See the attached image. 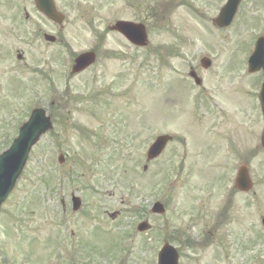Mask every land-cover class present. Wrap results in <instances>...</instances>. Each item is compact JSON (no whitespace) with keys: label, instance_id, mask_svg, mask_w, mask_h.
Here are the masks:
<instances>
[{"label":"rangeland","instance_id":"374dc122","mask_svg":"<svg viewBox=\"0 0 264 264\" xmlns=\"http://www.w3.org/2000/svg\"><path fill=\"white\" fill-rule=\"evenodd\" d=\"M55 2L66 15L64 30L59 35L58 27L36 11L33 0H0V48L7 51L11 46L23 53L20 63L10 57L0 59V128H5L0 129V135L2 138L8 135L7 127L13 132L17 128V118H13V126L8 122V101L13 100L12 93H15L10 91L13 82L9 73L13 77L17 74L14 70L20 71L26 84V87L19 86L18 99L21 98L28 109L19 108L22 119L28 118L29 109L43 106L53 120L51 128L32 148L14 196L2 207L0 264H76L79 258L70 256L72 249L77 252L75 256L81 258L80 264H112L117 254L115 243L122 239V231L128 230L132 222L142 216V209L147 208L155 196H160L168 205L169 211L164 215L174 217L171 230L179 226L187 233L189 230L191 240L200 239L205 227L213 228V197L204 204L206 217L189 222L193 208L191 200L183 197L185 188L180 183V175L179 182L169 190L170 196L158 193L159 185L167 171L174 170L173 163L179 167L194 163L188 186L205 191L214 181L221 184L224 170L233 168L236 156L230 161L221 146L213 147V142H222L225 147L223 140L201 136L198 122L188 124L180 107L186 97V115L200 119L208 130L213 125V84L219 78L216 72L231 57L243 59L247 47L252 49L256 37L264 34V0H244L236 21L225 30L212 24V18L225 0H135L133 10L124 0ZM17 3H23L29 11L26 22L18 15ZM194 10L200 11L197 14ZM123 17L140 21L147 17L148 47L127 51L119 36L105 34V25ZM45 32L58 35L57 43L45 41ZM100 36L102 41L98 40ZM92 46H101L96 66L66 85L61 79L65 67L62 57L72 58ZM112 50H120L122 54L107 56ZM205 55L212 61L216 57L215 67L213 69L212 63L208 71L201 69L205 83L204 89L198 91L188 73L190 66L199 67V59ZM10 68L14 70L9 72ZM118 70L123 76L119 77L114 91L94 92L110 82ZM231 71L227 74L228 88L219 91H234L231 103L245 110L246 114L243 116L240 112L238 118L247 125L248 138L253 141L257 138L256 125L261 121L252 92L254 76L247 75V70L245 73ZM54 82H57L55 92ZM239 88L240 91L235 92ZM204 90L211 99L210 106L191 102ZM129 100L133 105L126 104ZM229 109L237 113L235 107L229 105ZM100 128L103 135L108 136L100 141L101 147L99 140H94ZM180 129L189 134L190 144L196 142V138L209 140L206 144L196 143V151L185 161L178 152L182 149L177 141H180ZM162 132L174 135L175 141L162 157L143 171L146 147L152 137ZM124 138L130 142L126 144ZM5 143H0V153L7 148ZM119 147L130 153L120 154ZM255 147L257 151L251 155H240L257 174L255 190L258 194L244 210L248 215L240 213L239 217L249 216L260 225L259 218L264 216V154ZM60 153L66 155L62 165L57 161ZM108 153H112V158L106 156ZM73 170L79 173L73 175ZM71 193L82 197V209L74 214L69 207L67 212L71 213L64 217L59 212V198L63 197L68 203ZM179 201L182 206L177 210L181 215L172 214ZM217 204L220 213L221 195L216 190ZM164 220L163 216H153V228L167 227ZM72 229L77 235L74 236ZM157 233L162 234V231ZM163 233L167 235L166 230ZM71 234L72 241L78 243L73 247ZM146 237L138 235L130 244L131 264L145 261L151 264V255L147 259L146 256L154 246L160 245L161 237L149 243ZM60 239L65 247L59 245ZM175 239L177 241V237ZM206 240L203 237L196 241L192 249L183 247L182 264H213V232ZM247 260L241 259V264Z\"/></svg>","mask_w":264,"mask_h":264},{"label":"flooded vegetation","instance_id":"af4514ba","mask_svg":"<svg viewBox=\"0 0 264 264\" xmlns=\"http://www.w3.org/2000/svg\"><path fill=\"white\" fill-rule=\"evenodd\" d=\"M125 4H129L130 7L134 8V0H124ZM117 36L123 38L119 33H115ZM1 35V31H0ZM19 51L16 50L14 54L18 53ZM11 52L9 49L7 51L4 47L0 48V59H5L6 57H10ZM20 54V52L18 53ZM221 72H218L216 75L217 77L224 75L225 73L223 70H227L225 67H221ZM196 104V102H194ZM214 107V106H213ZM218 110L213 109V129L218 134L219 128H224L228 124V118L225 116L221 109L217 108ZM183 110H185V105L183 106ZM216 189V186H213V192ZM249 192H244L240 190H233L228 189L223 194V201L222 203H225V207L222 209V215L220 218V222H215L213 217V235L216 233L223 239H228L227 242V249L222 248H213V264H232L231 261L235 260H244L246 258L247 254L245 252H250L249 255V261L251 257L253 256H263L264 253L255 250V249H244V248H238L234 249L233 241L236 240V245H238V241H240V238L245 235L246 227L250 226L252 229V233H255V231L258 234H261V230L256 228V225L253 222L249 221V216L247 217H239L240 213L243 215H248V213L244 212L246 208H248L249 205ZM232 200L236 201L235 203H232ZM263 219V218H262ZM234 224V227L232 226ZM245 225V228L241 227ZM264 225V224H263ZM244 231V232H243ZM250 228H247V234L250 233ZM243 233V234H242ZM241 234V235H240ZM233 235L237 236L236 238L231 239ZM240 235V236H239ZM225 253L224 255L221 254ZM233 257V258H232ZM238 257V258H236Z\"/></svg>","mask_w":264,"mask_h":264},{"label":"water","instance_id":"95a60500","mask_svg":"<svg viewBox=\"0 0 264 264\" xmlns=\"http://www.w3.org/2000/svg\"><path fill=\"white\" fill-rule=\"evenodd\" d=\"M233 0H231L229 2V4L224 8L225 12H228L230 6H231V2ZM236 1V0H235ZM39 2V8H41L49 17H51L54 20L57 21H61L59 15L55 12L54 6L52 4V2L50 0H46L45 3H41ZM224 12L221 13V15ZM227 18V20H226ZM231 18V14L230 12H228V14L226 15L225 13L223 14L222 17H219L217 19V23L221 26V25H225L229 19ZM133 33L134 38L133 40H135L138 44H143L145 43V39H146V35H145V30L144 27L142 25H137V28L135 29H130V31L128 32ZM257 47H260V56L262 58H264V44L263 42L259 41V43L257 44ZM93 60V55L92 54H85L80 56L77 60H76V69L80 70L83 69L85 66H87L89 63H91ZM206 62V61H205ZM258 66H256L255 68H257ZM254 68V69H255ZM262 99H263V105H264V87H263V94H262ZM42 129H39L35 124H34V118L30 121V123L24 128V132L22 135V148L18 150L17 155L22 151L23 149V145L25 144V142L28 140L30 141L32 137L36 136L37 134H39L41 132ZM166 139V137H162V139ZM160 139L157 141L156 144H159ZM165 141V140H164ZM32 142V140H31ZM26 146V145H25ZM16 149L19 148V146H13ZM13 150L11 149L8 153L4 154L2 157L3 161L9 159L8 157L12 154ZM151 157H153L154 153H150ZM0 169L2 168V164L0 163ZM242 175V173L240 174ZM239 184L242 185L243 184V176L242 178L239 179ZM9 185V183H8ZM12 185V184H11ZM10 185V186H11ZM10 186H7L6 189L1 190V195H0V201L2 200V198H4L5 194L7 193V191L10 189Z\"/></svg>","mask_w":264,"mask_h":264}]
</instances>
